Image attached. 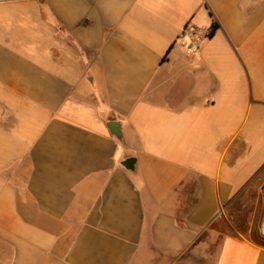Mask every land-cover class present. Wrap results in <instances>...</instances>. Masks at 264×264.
<instances>
[{"label": "crops", "instance_id": "1", "mask_svg": "<svg viewBox=\"0 0 264 264\" xmlns=\"http://www.w3.org/2000/svg\"><path fill=\"white\" fill-rule=\"evenodd\" d=\"M263 165L264 0H0V264H264Z\"/></svg>", "mask_w": 264, "mask_h": 264}, {"label": "rangeland", "instance_id": "2", "mask_svg": "<svg viewBox=\"0 0 264 264\" xmlns=\"http://www.w3.org/2000/svg\"><path fill=\"white\" fill-rule=\"evenodd\" d=\"M264 165L233 200H231L216 224L220 231L216 242L225 234L240 235L264 245ZM205 236V234L203 235ZM210 264L213 259V245L207 250ZM197 263V260H196Z\"/></svg>", "mask_w": 264, "mask_h": 264}, {"label": "built area", "instance_id": "3", "mask_svg": "<svg viewBox=\"0 0 264 264\" xmlns=\"http://www.w3.org/2000/svg\"><path fill=\"white\" fill-rule=\"evenodd\" d=\"M209 30L199 26L186 23L176 36L175 42L190 53H196L200 49L202 42L209 36Z\"/></svg>", "mask_w": 264, "mask_h": 264}, {"label": "water", "instance_id": "4", "mask_svg": "<svg viewBox=\"0 0 264 264\" xmlns=\"http://www.w3.org/2000/svg\"><path fill=\"white\" fill-rule=\"evenodd\" d=\"M107 126L109 127L110 131L115 134L116 136H120V129L118 122L116 121H108ZM135 159L133 157H127L124 160H122L121 164L127 168V169H132L133 164H134Z\"/></svg>", "mask_w": 264, "mask_h": 264}, {"label": "trees", "instance_id": "5", "mask_svg": "<svg viewBox=\"0 0 264 264\" xmlns=\"http://www.w3.org/2000/svg\"><path fill=\"white\" fill-rule=\"evenodd\" d=\"M217 27H218L217 22L213 21L211 26H210V34H209V36L216 30Z\"/></svg>", "mask_w": 264, "mask_h": 264}, {"label": "bare ground", "instance_id": "6", "mask_svg": "<svg viewBox=\"0 0 264 264\" xmlns=\"http://www.w3.org/2000/svg\"><path fill=\"white\" fill-rule=\"evenodd\" d=\"M263 233H264V225H263Z\"/></svg>", "mask_w": 264, "mask_h": 264}]
</instances>
